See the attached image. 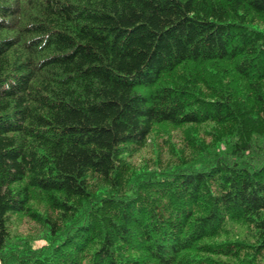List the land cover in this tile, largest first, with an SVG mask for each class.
Wrapping results in <instances>:
<instances>
[{
    "label": "trees",
    "instance_id": "1",
    "mask_svg": "<svg viewBox=\"0 0 264 264\" xmlns=\"http://www.w3.org/2000/svg\"><path fill=\"white\" fill-rule=\"evenodd\" d=\"M0 264H264V0H0Z\"/></svg>",
    "mask_w": 264,
    "mask_h": 264
},
{
    "label": "rangeland",
    "instance_id": "2",
    "mask_svg": "<svg viewBox=\"0 0 264 264\" xmlns=\"http://www.w3.org/2000/svg\"><path fill=\"white\" fill-rule=\"evenodd\" d=\"M171 144L173 143V147L177 149L179 154H186L187 150H185L183 146L182 136L178 130H172L170 136ZM160 152L161 161L164 163L166 160H175L177 156L168 155L167 146L164 145L162 139L159 137L153 143H149L146 147L142 148L138 151L130 160L135 165L140 166H150L154 167L155 165H151L153 162V158L155 157V153ZM16 233H20L22 235H33L38 229L37 225L25 218H21L17 220L13 227Z\"/></svg>",
    "mask_w": 264,
    "mask_h": 264
}]
</instances>
